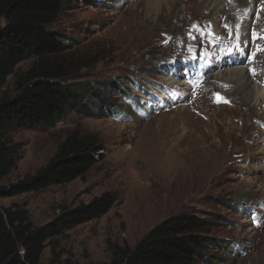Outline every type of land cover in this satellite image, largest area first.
<instances>
[{
    "label": "rangeland",
    "instance_id": "rangeland-1",
    "mask_svg": "<svg viewBox=\"0 0 264 264\" xmlns=\"http://www.w3.org/2000/svg\"><path fill=\"white\" fill-rule=\"evenodd\" d=\"M150 2L75 0L61 14L53 28L78 42L60 55L67 79L109 82L107 94L119 108L15 132L23 153L0 185L35 173L73 133L97 136L104 149L83 178L0 197V206L18 203L42 226L65 207L112 190L118 204L57 238L63 258L107 264L113 244L134 246L189 209L220 216L207 234L229 245L209 246L214 262L264 264V103L252 101L251 112L232 94L237 83H217L241 68L253 82L248 89L256 84L264 91V0H160L155 10ZM228 55L236 62L220 65ZM14 92L10 75L0 96ZM50 261L48 246L40 264Z\"/></svg>",
    "mask_w": 264,
    "mask_h": 264
},
{
    "label": "trees",
    "instance_id": "trees-1",
    "mask_svg": "<svg viewBox=\"0 0 264 264\" xmlns=\"http://www.w3.org/2000/svg\"><path fill=\"white\" fill-rule=\"evenodd\" d=\"M74 1L0 0V95L8 77H15L14 94L0 96V179L17 167L23 153L22 144L13 137L15 132L53 127L71 113L98 117L109 112L115 115L119 108L107 94L109 82L67 79L68 69L60 55L78 42L53 27ZM28 59L34 62L20 71V63ZM102 149L97 136L73 133L35 173L0 185V197L83 178ZM120 200L118 192L106 190L88 202L65 207L42 226L34 225L27 208L18 203L0 206V264H40L48 246L50 264H81L71 256L63 258L57 238L67 229L103 216ZM219 218L185 210L161 221L134 246L113 244L107 264H215L209 246L227 249L229 245L207 234Z\"/></svg>",
    "mask_w": 264,
    "mask_h": 264
},
{
    "label": "bare ground",
    "instance_id": "bare-ground-1",
    "mask_svg": "<svg viewBox=\"0 0 264 264\" xmlns=\"http://www.w3.org/2000/svg\"><path fill=\"white\" fill-rule=\"evenodd\" d=\"M233 1L236 2L237 0H233ZM244 2L247 4L246 1H244ZM159 3H160V0H151V2L149 4L150 8L152 10H155V8L158 6ZM190 7H192V6H190ZM230 8H233V6L231 5ZM223 9L226 11V7H224ZM248 12H249V10L246 12V15H247ZM246 15H245V18H246ZM262 31H264V29L259 30V32H262ZM210 33H212V32H210ZM260 37L263 40L262 35ZM228 49H224L223 48L222 50L228 51ZM238 50L239 49H237L236 51H238ZM236 51H234V52H236ZM223 53L224 52H221V54H223ZM227 54H229V52ZM219 57H220V55H219ZM223 57H225V55L221 56V58H223ZM212 58H215V55H213ZM229 58H230V56L228 55V58L226 60H219V62L221 63L220 65H224L225 64L227 66V64L229 65V63L231 61H232L233 64L236 62V61H234L232 59H229ZM226 61H230V62H226ZM216 62L219 63L218 60ZM207 68H209V66H207ZM211 78H213V77H211ZM225 78H229V79L228 80L224 79V77L221 78V79L217 78V83L220 85V87L232 86L233 82L237 83L236 87L232 91V94H233V96L237 95L236 97L239 98V99H240V97H238V95H241V99L244 102V104L249 106V111L252 112L254 110V105L251 104L252 101L255 100V103L259 102L260 104L264 103V102H262L264 100V91L260 87H258L256 84H253V88L251 90L248 89L250 84L253 83V82L250 81V78L248 77L247 74L244 73L243 69L237 68L236 70L233 71V73H231V76L225 77ZM255 122H258V121H255Z\"/></svg>",
    "mask_w": 264,
    "mask_h": 264
},
{
    "label": "snow or ice",
    "instance_id": "snow-or-ice-1",
    "mask_svg": "<svg viewBox=\"0 0 264 264\" xmlns=\"http://www.w3.org/2000/svg\"><path fill=\"white\" fill-rule=\"evenodd\" d=\"M231 51H232V49H231V48H229V49H228V52H231ZM225 102H227V101H225Z\"/></svg>",
    "mask_w": 264,
    "mask_h": 264
}]
</instances>
